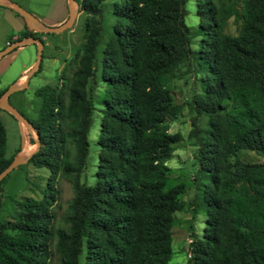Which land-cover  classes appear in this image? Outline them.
Listing matches in <instances>:
<instances>
[{
  "label": "trees",
  "instance_id": "obj_1",
  "mask_svg": "<svg viewBox=\"0 0 264 264\" xmlns=\"http://www.w3.org/2000/svg\"><path fill=\"white\" fill-rule=\"evenodd\" d=\"M76 1L86 35L76 66L35 91L39 108L28 120L38 146L26 163L47 176L40 197L17 201L14 220L0 221V264H50L52 255L57 264L169 262L184 186L167 184L166 161L180 135L168 132L165 119L181 106L165 79L180 68L198 75L199 88L186 103L195 145L186 206L193 218L204 216L201 234L190 233L184 264H264V0H194V28L184 21L188 0ZM19 34L32 36L27 27ZM95 111L89 183L81 175ZM24 142L35 148L31 137ZM5 148L0 120V171L15 156ZM240 149L263 160L245 162ZM59 178L69 182L72 197L57 225Z\"/></svg>",
  "mask_w": 264,
  "mask_h": 264
},
{
  "label": "rangeland",
  "instance_id": "obj_2",
  "mask_svg": "<svg viewBox=\"0 0 264 264\" xmlns=\"http://www.w3.org/2000/svg\"><path fill=\"white\" fill-rule=\"evenodd\" d=\"M31 13L37 20L36 27L58 26L67 20L69 14V0H10ZM110 2V1H109ZM187 14L184 17L185 24L191 28L196 27L198 19L195 14L194 0L186 3ZM76 15L73 23L60 32L39 33L30 30L32 36H36L43 41L42 57L38 69L30 76L25 87L14 90L7 97L6 101L15 108L27 120L36 118L39 108V98L35 91L42 85L58 81L59 78L69 77L76 66L75 53L78 52L85 41L84 17L85 14L76 8ZM236 25L232 18L228 21V28L233 32ZM13 31V23L4 13L3 6L0 7V50L7 44ZM18 34L15 39L21 38ZM13 39V40H15ZM199 37L192 39V48L197 50ZM36 43H25L12 52L0 58V90L5 91L25 72H28L34 65L36 59ZM185 69L180 68L173 75L167 76L165 85L170 91L173 102L181 106L179 113L168 115L165 123L168 132L179 134L180 140L175 144V149L166 161L169 167V186L183 184L184 192L178 195L181 206L174 213L172 226V256L167 264H184L189 254L190 233L192 231L201 234L204 216L198 214L193 218L187 209L186 203L193 192V175L195 166L192 154L195 148L194 140L190 137L191 118L194 115L186 106L192 91L199 88L197 76L193 72L184 73ZM18 84H23L24 77ZM101 92L98 85L93 91L95 101ZM98 106V103H96ZM14 116V115H13ZM5 110H0V120L5 128L6 148L5 155L10 157L25 158L27 155H20L22 150H30L25 145L26 137H31L36 141V134L25 123ZM100 114L95 111L93 122L88 133V166L81 175V180L85 179L92 183L94 165L96 162L97 145L95 142ZM200 126L205 127L206 118L200 117ZM17 149L20 151L16 152ZM240 158L245 162L262 161L263 157L247 149L239 150ZM47 171L44 168H35L31 164L23 162L14 167L2 180L0 193L2 195V207L0 211V221H13L18 214L16 202L26 196L40 197V189L43 187ZM58 195L53 206L54 220L57 225L62 224V217L67 210V206L72 197V189L69 182L59 178L56 182ZM50 264H57V256L52 255Z\"/></svg>",
  "mask_w": 264,
  "mask_h": 264
},
{
  "label": "water",
  "instance_id": "obj_3",
  "mask_svg": "<svg viewBox=\"0 0 264 264\" xmlns=\"http://www.w3.org/2000/svg\"><path fill=\"white\" fill-rule=\"evenodd\" d=\"M69 1H70V6H69V14H68L67 20L58 26H45V27L34 26V23L36 22L37 19L31 13L26 11L24 8H22L18 4L11 2L10 0H0V4L6 5L10 7L14 12L18 13L24 19L27 29H30V30H33L39 33H52V32H60L68 28L73 23L75 19V15H76L75 11H76V8L78 7V3L76 0H69ZM25 43H36L37 44L36 59H35L34 65L24 75L23 84H18V85L12 84L9 88H7L5 91L2 92V94L0 95V106L4 108L5 110H7L8 112H10L12 115H14L19 120L20 124L25 123L32 130H34L30 122L26 118H24L15 108H13L6 101V97L14 90H19L25 87L30 76H32V74L38 69L40 61H41V57H42V50H43V45H44L43 41L36 36H26V37L12 40L11 42H8L7 45L2 50H0V58L12 52L18 46L25 44ZM37 146H38V141H37V135H36L34 150L30 154H28L25 158L14 156V158L10 161V163L3 170L0 171V179H2L5 175H7L14 167L18 166L19 164L23 162H26L29 156L36 150Z\"/></svg>",
  "mask_w": 264,
  "mask_h": 264
},
{
  "label": "crops",
  "instance_id": "obj_4",
  "mask_svg": "<svg viewBox=\"0 0 264 264\" xmlns=\"http://www.w3.org/2000/svg\"><path fill=\"white\" fill-rule=\"evenodd\" d=\"M3 6L4 8V13L6 15L7 18L10 19V21L13 23V31L9 37V39L6 41V44L9 42V40H13L15 39L18 34L26 27L25 25V21L24 19L17 15L10 7L6 6V5H1L0 4V7ZM26 73L24 72L16 81L14 84H17L18 82H20L19 80L21 78L24 77Z\"/></svg>",
  "mask_w": 264,
  "mask_h": 264
},
{
  "label": "bare ground",
  "instance_id": "obj_5",
  "mask_svg": "<svg viewBox=\"0 0 264 264\" xmlns=\"http://www.w3.org/2000/svg\"><path fill=\"white\" fill-rule=\"evenodd\" d=\"M33 150H34V148L31 149V150H29V151H28V150H22L21 153H20V155H22V154H23V155H28V154H30Z\"/></svg>",
  "mask_w": 264,
  "mask_h": 264
}]
</instances>
